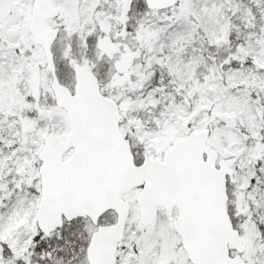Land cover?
<instances>
[{
  "label": "snow or ice",
  "instance_id": "snow-or-ice-1",
  "mask_svg": "<svg viewBox=\"0 0 264 264\" xmlns=\"http://www.w3.org/2000/svg\"><path fill=\"white\" fill-rule=\"evenodd\" d=\"M0 264H264V0H0Z\"/></svg>",
  "mask_w": 264,
  "mask_h": 264
}]
</instances>
